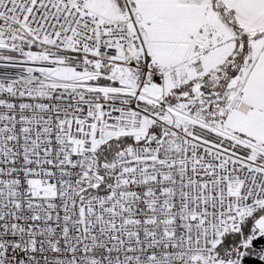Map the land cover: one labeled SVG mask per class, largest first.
I'll return each mask as SVG.
<instances>
[{"label":"snow or ice","instance_id":"obj_1","mask_svg":"<svg viewBox=\"0 0 264 264\" xmlns=\"http://www.w3.org/2000/svg\"><path fill=\"white\" fill-rule=\"evenodd\" d=\"M0 264H264V0H0Z\"/></svg>","mask_w":264,"mask_h":264}]
</instances>
